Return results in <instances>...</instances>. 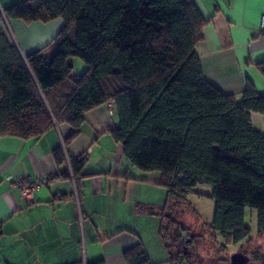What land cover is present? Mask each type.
Listing matches in <instances>:
<instances>
[{"label":"trees","instance_id":"obj_1","mask_svg":"<svg viewBox=\"0 0 264 264\" xmlns=\"http://www.w3.org/2000/svg\"><path fill=\"white\" fill-rule=\"evenodd\" d=\"M4 16L27 23L61 18L64 26L25 57L9 31L0 32V135L38 138L67 123L71 139L87 111L112 104L120 125L111 133L124 155L143 171H158L168 190L160 235L169 262L181 259L166 240L165 212L193 193L215 200L211 228L226 240L251 238L247 207L257 210L264 232V131L253 125L254 113L264 115V95L248 88L238 100L206 80L197 46L207 22L194 0H25ZM74 57L86 64L81 75H73ZM87 157L70 160L77 183ZM55 159L66 163L62 148ZM61 176L70 178V169ZM200 185L212 193H200ZM170 222L175 240L194 242L178 239L186 228ZM126 261L152 264L143 248L126 253Z\"/></svg>","mask_w":264,"mask_h":264},{"label":"crops","instance_id":"obj_2","mask_svg":"<svg viewBox=\"0 0 264 264\" xmlns=\"http://www.w3.org/2000/svg\"><path fill=\"white\" fill-rule=\"evenodd\" d=\"M21 1L0 0L3 16ZM194 1L207 22L197 46L206 80L238 100L248 88L264 95V0ZM63 26L61 18L0 20V32L10 30L23 57L49 45ZM109 109L106 104L87 111L71 139L67 123L38 138L0 135V264H127L126 253L136 248L152 264L169 262L160 235L168 190L158 171H143L126 158L111 133L120 125L117 110ZM253 125L264 131V115L254 113ZM60 148L66 157L61 165L55 159ZM83 154L87 164L78 183L62 177L70 160ZM54 175L34 192L32 203L12 186L22 178Z\"/></svg>","mask_w":264,"mask_h":264},{"label":"rangeland","instance_id":"obj_3","mask_svg":"<svg viewBox=\"0 0 264 264\" xmlns=\"http://www.w3.org/2000/svg\"><path fill=\"white\" fill-rule=\"evenodd\" d=\"M73 64L74 74H83L87 68L78 57H74ZM198 191L209 194L212 193L213 187L200 185ZM214 211L215 200L213 198L193 193L181 204L165 212L170 214V217L164 220V231H168L165 237L174 254L181 259V264H231V257L235 254L247 256L249 259L246 264H264V232H258L257 210L246 208L245 224L251 229V238L237 244L221 237L211 228ZM170 220L171 222L177 220L186 228L177 232L178 239H188V241L193 239L194 242L182 245L179 240H175L176 226L169 225ZM183 251H186L188 258L183 257ZM167 256H169L168 253ZM164 264L173 263L165 262Z\"/></svg>","mask_w":264,"mask_h":264},{"label":"built area","instance_id":"obj_4","mask_svg":"<svg viewBox=\"0 0 264 264\" xmlns=\"http://www.w3.org/2000/svg\"><path fill=\"white\" fill-rule=\"evenodd\" d=\"M261 28L264 31V17H262L261 21ZM110 114L113 113L112 104L109 105ZM69 163V160H68ZM69 169H70V175L73 180V182H76V178L72 172L70 163H69ZM59 175L54 176H43V177H37V178H22L17 181L12 182V186L19 189L21 192L22 197L29 203L34 202V192L38 190L39 188L48 185L50 181L57 177ZM76 195L78 193L77 186H75Z\"/></svg>","mask_w":264,"mask_h":264},{"label":"water","instance_id":"obj_5","mask_svg":"<svg viewBox=\"0 0 264 264\" xmlns=\"http://www.w3.org/2000/svg\"><path fill=\"white\" fill-rule=\"evenodd\" d=\"M248 257L243 254H235L231 257V264H246Z\"/></svg>","mask_w":264,"mask_h":264}]
</instances>
